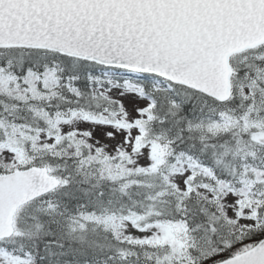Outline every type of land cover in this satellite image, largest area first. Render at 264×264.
<instances>
[{
  "label": "snow or ice",
  "instance_id": "obj_1",
  "mask_svg": "<svg viewBox=\"0 0 264 264\" xmlns=\"http://www.w3.org/2000/svg\"><path fill=\"white\" fill-rule=\"evenodd\" d=\"M0 264H264V0H0Z\"/></svg>",
  "mask_w": 264,
  "mask_h": 264
}]
</instances>
